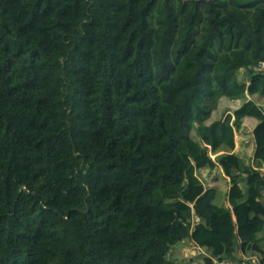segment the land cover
Segmentation results:
<instances>
[{
	"label": "trees",
	"instance_id": "1",
	"mask_svg": "<svg viewBox=\"0 0 264 264\" xmlns=\"http://www.w3.org/2000/svg\"><path fill=\"white\" fill-rule=\"evenodd\" d=\"M259 64L264 0H0V264L263 255Z\"/></svg>",
	"mask_w": 264,
	"mask_h": 264
},
{
	"label": "rangeland",
	"instance_id": "2",
	"mask_svg": "<svg viewBox=\"0 0 264 264\" xmlns=\"http://www.w3.org/2000/svg\"><path fill=\"white\" fill-rule=\"evenodd\" d=\"M258 67V66H257ZM245 72L243 70L239 71V75L243 78ZM224 110V109H223ZM232 112V111H231ZM246 131L250 128V124H246ZM244 128V129H245ZM236 139V138H235ZM218 176L216 174L206 177H201L203 183L207 187L208 184L210 185H217L219 188L221 187L220 191L218 192V197L214 201V203L218 206H228L227 199L224 197V190H222V184H218ZM240 187L244 189V184L241 183ZM264 195V194H263ZM263 199V198H262ZM204 253H207V249L204 247H200L197 244L192 243L191 241H184L178 243L174 250L172 251L171 258H173L178 264H182L185 261L192 260L195 264H204ZM209 257V253L207 254ZM200 256V257H199Z\"/></svg>",
	"mask_w": 264,
	"mask_h": 264
},
{
	"label": "built area",
	"instance_id": "3",
	"mask_svg": "<svg viewBox=\"0 0 264 264\" xmlns=\"http://www.w3.org/2000/svg\"><path fill=\"white\" fill-rule=\"evenodd\" d=\"M258 66V67H257ZM253 68L254 71H264V64H259ZM213 264H264V253L261 256H253L246 259L243 263L231 262L227 260L214 261Z\"/></svg>",
	"mask_w": 264,
	"mask_h": 264
},
{
	"label": "crops",
	"instance_id": "4",
	"mask_svg": "<svg viewBox=\"0 0 264 264\" xmlns=\"http://www.w3.org/2000/svg\"><path fill=\"white\" fill-rule=\"evenodd\" d=\"M252 124H253V122H252ZM235 138H236L235 139V150H238L240 148V146L242 145L241 138H240V134H237L235 136ZM246 138H248L247 141H248V143H250L251 142V139L249 138V133H247V132H246ZM250 148H251V145H250ZM223 194H224L225 199H227L226 192H224ZM223 206H225V204ZM207 254L208 253H204V256L207 257L208 256ZM239 256L242 257L243 259H246V258H249L250 257V256L249 257H245L244 255H241V253L239 254Z\"/></svg>",
	"mask_w": 264,
	"mask_h": 264
}]
</instances>
